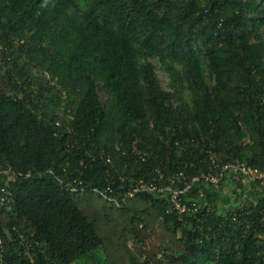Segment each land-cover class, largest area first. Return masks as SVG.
I'll return each instance as SVG.
<instances>
[{"label":"trees","instance_id":"1","mask_svg":"<svg viewBox=\"0 0 264 264\" xmlns=\"http://www.w3.org/2000/svg\"><path fill=\"white\" fill-rule=\"evenodd\" d=\"M0 44L1 259L33 264L21 233L37 264H264L257 183L245 207L181 221L156 194L117 207L91 191L120 184L108 158L147 180L207 168L208 148L264 167V0H0Z\"/></svg>","mask_w":264,"mask_h":264},{"label":"built area","instance_id":"2","mask_svg":"<svg viewBox=\"0 0 264 264\" xmlns=\"http://www.w3.org/2000/svg\"><path fill=\"white\" fill-rule=\"evenodd\" d=\"M3 49V45L0 44V50ZM1 63V60H0ZM61 123L57 122V125ZM190 145V143H188ZM133 151L136 152L142 161L154 154L153 150L150 151L140 150L138 145H133ZM208 167L203 169H196L195 173L187 174L183 170H177L175 172H165L161 168H156L154 172L156 176L147 180L143 177L137 178L135 174H124L114 172L115 167L110 158L106 161L107 165H110L107 169V180H119L120 184L112 183L105 188H92L91 191L100 195L103 199L115 204L117 207L125 206L128 201L136 198L138 195L153 193L161 198L167 200L170 210L178 215V219L183 220L185 214H192L199 211V203L202 206L211 210L210 204H203L202 198L204 197L202 186H210L219 188L225 179L235 174L243 183H257L264 188V167H250L244 161L239 158L227 156L223 158L211 148L206 150ZM83 165V162L80 163ZM69 168H65L67 171ZM78 171V169H76ZM113 171V172H112ZM46 173H50L55 180L60 184L66 185L71 191L85 192L86 186H82L80 189L73 187L71 182L66 181L67 178L61 177L57 171L49 169ZM7 174V171L4 172ZM43 175V174H42ZM71 171L69 173L70 177ZM69 180V178H68ZM201 201V202H200ZM14 202L13 192L9 189V181L0 182V209H10L11 204ZM247 204V200L244 199L239 203L238 207L243 208ZM142 226V225H141ZM18 233V232H17ZM11 241H19L20 245H24V250H16L18 256L22 259H28L31 263L37 264L35 260L36 253L35 247L40 246V240L33 238L28 239L23 234L18 233V237L12 238V233H9ZM3 239L0 237V248L3 247ZM166 250H160L157 254L158 259H163ZM1 259V258H0ZM2 264H7L1 259ZM14 264V263H12Z\"/></svg>","mask_w":264,"mask_h":264},{"label":"crops","instance_id":"3","mask_svg":"<svg viewBox=\"0 0 264 264\" xmlns=\"http://www.w3.org/2000/svg\"><path fill=\"white\" fill-rule=\"evenodd\" d=\"M233 180H237L238 184L240 185L239 186L240 189L241 188L243 189L244 187L246 188L252 187L253 185L249 182L243 183L239 181L240 179L238 178V176H236L235 174H231L225 179V181L223 182V184H221L219 188L202 186L201 189L203 190V192H205L204 197L202 198V203L210 204V205L212 204L221 211L229 210L231 207L237 205V203L239 202L238 195L240 193L237 194L233 193L232 191V187L234 186ZM225 186H227V188L224 189ZM222 190H226V191L222 192ZM229 190L231 191L229 192V194L231 195H224L227 194Z\"/></svg>","mask_w":264,"mask_h":264},{"label":"rangeland","instance_id":"4","mask_svg":"<svg viewBox=\"0 0 264 264\" xmlns=\"http://www.w3.org/2000/svg\"><path fill=\"white\" fill-rule=\"evenodd\" d=\"M155 64L158 65L159 64L158 61H155ZM158 67H159V65H158ZM158 77H159V79L161 81L162 87L164 89H166V90L170 89V87H169L170 79L168 77V74L164 70H162L161 68H158ZM185 95L187 97L182 96L183 97L182 100H190L189 94L186 93ZM102 97H103V100L105 101L107 99V94L105 92H102ZM233 182H234V186L232 187V191H233V193H236V194L240 193L242 195V200L246 199L247 196H253L252 195L254 193L253 186L252 187H248V188L244 187L243 189L242 188L240 189L239 188L240 185L238 184L237 180H233ZM225 188H227V186H225L224 189ZM226 190H222V192H224ZM229 192H231V191L229 190L227 194H224V193L223 194L224 195H231V194H229ZM96 200L100 201L99 197H96ZM226 211L227 210H225V212ZM101 253H102L103 257H105L103 251H101Z\"/></svg>","mask_w":264,"mask_h":264}]
</instances>
